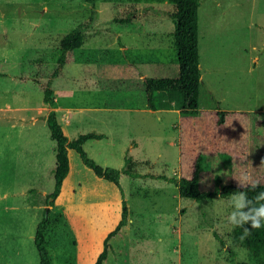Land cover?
I'll return each instance as SVG.
<instances>
[{"label": "rangeland", "instance_id": "374dc122", "mask_svg": "<svg viewBox=\"0 0 264 264\" xmlns=\"http://www.w3.org/2000/svg\"><path fill=\"white\" fill-rule=\"evenodd\" d=\"M199 3V110L260 114L250 122L253 146L264 136V0ZM133 10L132 29L114 23ZM171 10L150 0H0V264H39L33 239L56 164L45 122L51 110L69 141L106 136L83 145L99 167L120 170L126 155L135 162L139 178H123L132 215L115 264H240L245 248L227 224L228 197L196 202L159 179L180 177V116L166 99L163 109L149 111L142 78L177 75L174 22L165 14ZM74 30L83 33V44L54 79L50 108L44 89L61 39ZM68 158L61 196L48 208L46 248L52 264H93L121 204L115 188L73 150ZM212 162L201 165V192L222 184ZM247 257L248 264H264V255L255 259L247 251Z\"/></svg>", "mask_w": 264, "mask_h": 264}, {"label": "trees", "instance_id": "16d2710c", "mask_svg": "<svg viewBox=\"0 0 264 264\" xmlns=\"http://www.w3.org/2000/svg\"><path fill=\"white\" fill-rule=\"evenodd\" d=\"M99 0H84L94 5ZM155 3L167 2L172 10L166 12L174 22L173 47L176 51L178 72L176 77L151 79L142 78L146 96L147 109L159 111L163 102L175 104L179 113L178 121V150H179V179L161 177L174 184L181 198L196 202L208 201L215 196L228 197L235 191H247L253 198L264 191V136H256L251 146L250 122L258 117V113L199 110V89L201 73L199 69L198 41V9L199 0H150ZM137 10L127 13L124 18H115L114 23L122 29H132ZM83 33L74 30L65 35L60 41V52L56 59L57 68L44 89L43 101L50 108L55 99L51 85L64 66L75 62V54L83 44ZM50 138L55 142V168L53 174V189L44 198L45 209L43 217L37 224L33 243L37 252L39 264H52L49 257L45 233L50 224L49 207L61 196V188L69 173L68 150H73L83 166L91 170L96 178L108 184H113L120 193L121 214L115 228L109 232L102 242V250L93 264H115V261L125 253L121 245L124 243L130 218L132 215L123 178H139L135 172V162L129 155L124 157V166L120 170L101 168L87 157L83 145L90 140H102L104 134H81L69 141L57 118L55 110L48 112L45 118ZM205 158L213 162V175L222 179L221 186L214 192L199 191V173ZM224 159L227 163L221 161ZM241 183L246 185L241 187ZM256 184L253 190L247 185ZM254 203H259L254 200ZM248 227V225H246ZM242 229L235 228L233 241L245 248L253 258L264 255V228L252 229L251 234L243 241L239 239Z\"/></svg>", "mask_w": 264, "mask_h": 264}, {"label": "clouds", "instance_id": "9594fccd", "mask_svg": "<svg viewBox=\"0 0 264 264\" xmlns=\"http://www.w3.org/2000/svg\"><path fill=\"white\" fill-rule=\"evenodd\" d=\"M240 185L246 187L244 183L240 182ZM256 187V184L247 185L248 190ZM254 200L259 203H254ZM224 208L227 209L226 220L231 229H242L239 237L241 241L251 234L252 229L264 228V191L258 193L254 199L249 198L245 190L232 192ZM224 208L220 210L221 213L224 212ZM237 259L240 264H248L247 250H239Z\"/></svg>", "mask_w": 264, "mask_h": 264}, {"label": "crops", "instance_id": "0c3cea01", "mask_svg": "<svg viewBox=\"0 0 264 264\" xmlns=\"http://www.w3.org/2000/svg\"><path fill=\"white\" fill-rule=\"evenodd\" d=\"M143 91H144V88H143ZM146 108H147V105H146ZM150 111V110H149ZM60 123V122H59ZM96 141V140H95ZM100 141V140H99ZM109 185H111L112 187H113V189L115 188V190H114V194H115V198L117 197L118 199H117V202L118 203H120L121 204V200H120V194H119V191L117 190V188L113 185V184H109ZM116 201V200H115ZM120 212V214H121V210L119 211ZM119 220H120V218H119ZM118 220V221H119ZM118 221L116 222V224L114 225V227H112V230L115 228V226L117 225V223H118Z\"/></svg>", "mask_w": 264, "mask_h": 264}]
</instances>
